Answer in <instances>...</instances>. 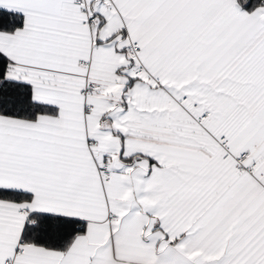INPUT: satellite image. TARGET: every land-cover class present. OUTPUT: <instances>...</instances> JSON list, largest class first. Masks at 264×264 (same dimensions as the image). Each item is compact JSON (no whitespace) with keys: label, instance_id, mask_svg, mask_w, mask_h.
I'll list each match as a JSON object with an SVG mask.
<instances>
[{"label":"snow or ice","instance_id":"obj_1","mask_svg":"<svg viewBox=\"0 0 264 264\" xmlns=\"http://www.w3.org/2000/svg\"><path fill=\"white\" fill-rule=\"evenodd\" d=\"M0 264H264V0H0Z\"/></svg>","mask_w":264,"mask_h":264}]
</instances>
